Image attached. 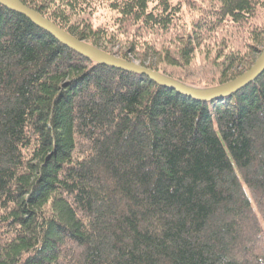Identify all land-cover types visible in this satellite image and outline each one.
<instances>
[{
	"label": "trees",
	"instance_id": "16d2710c",
	"mask_svg": "<svg viewBox=\"0 0 264 264\" xmlns=\"http://www.w3.org/2000/svg\"><path fill=\"white\" fill-rule=\"evenodd\" d=\"M19 1L197 91L264 47V0ZM0 264H264V71L194 101L0 6Z\"/></svg>",
	"mask_w": 264,
	"mask_h": 264
},
{
	"label": "water",
	"instance_id": "95a60500",
	"mask_svg": "<svg viewBox=\"0 0 264 264\" xmlns=\"http://www.w3.org/2000/svg\"><path fill=\"white\" fill-rule=\"evenodd\" d=\"M0 6L5 9L17 13L32 24L42 29L51 35L54 39L60 42L65 47L74 51L75 53L90 59L91 61L104 65L117 70L134 73L137 75L145 76L155 84L172 90L177 94L190 98L194 101L209 102L214 99L226 97L232 93H235L253 82L264 71V48L259 54L253 65L243 73L239 78L235 79L231 83L212 90L197 91L186 88L177 82L171 81L166 77L160 75L156 71L142 66L135 61H127L117 56L109 55L101 52L97 48L89 46L83 41H80L54 25L48 19L42 17L40 14L24 5L19 0H0Z\"/></svg>",
	"mask_w": 264,
	"mask_h": 264
},
{
	"label": "rangeland",
	"instance_id": "374dc122",
	"mask_svg": "<svg viewBox=\"0 0 264 264\" xmlns=\"http://www.w3.org/2000/svg\"><path fill=\"white\" fill-rule=\"evenodd\" d=\"M264 48V47H263ZM263 48H262V50H263ZM259 56V55H258ZM257 59V58H256ZM147 62V61H146ZM137 63V62H136Z\"/></svg>",
	"mask_w": 264,
	"mask_h": 264
}]
</instances>
